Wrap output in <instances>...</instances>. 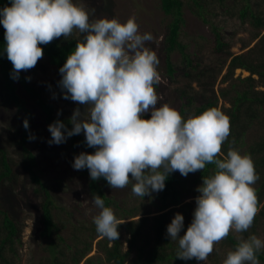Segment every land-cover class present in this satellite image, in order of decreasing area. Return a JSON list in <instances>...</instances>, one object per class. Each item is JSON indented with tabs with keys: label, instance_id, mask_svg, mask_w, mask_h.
Returning <instances> with one entry per match:
<instances>
[{
	"label": "clouds",
	"instance_id": "9594fccd",
	"mask_svg": "<svg viewBox=\"0 0 264 264\" xmlns=\"http://www.w3.org/2000/svg\"><path fill=\"white\" fill-rule=\"evenodd\" d=\"M0 23L13 79L43 58L41 45L61 36L68 39L74 32L83 34L59 69V85L64 99L87 108L74 110L70 129L61 120L48 126L50 144L59 145L83 132L87 146L96 149L77 155L75 170L87 168L92 180L103 177L112 189L131 184L132 193L144 198L162 191L173 172L186 177L208 164L215 166L214 174L204 176L197 188L200 195L185 234L180 235L181 213L167 227V236L178 240V258L205 262L230 232L244 233L253 225L264 207L254 188L259 175L249 155L232 147L223 154L230 118L215 107L185 119L167 103L158 106L161 97L155 85L161 81L160 61L147 46L154 37L140 32L135 17L125 22L107 17L90 20L75 0H11L10 6L0 9ZM149 111L151 117L144 118ZM24 127H29L27 119ZM92 202L99 209L93 217L97 233L118 240V226L124 222L100 195ZM237 239L223 264H259L256 253L264 249V241L255 234Z\"/></svg>",
	"mask_w": 264,
	"mask_h": 264
},
{
	"label": "trees",
	"instance_id": "16d2710c",
	"mask_svg": "<svg viewBox=\"0 0 264 264\" xmlns=\"http://www.w3.org/2000/svg\"><path fill=\"white\" fill-rule=\"evenodd\" d=\"M227 0H160L161 9L170 21L166 26L162 41V51L166 65V74L171 82L177 85L176 90L183 100L187 109L195 107L196 115L205 110L215 107L230 118V136L222 145V152L227 155L229 147L239 150L242 154L249 155L259 175V180L254 185L260 205H264V132H258L257 137H250L254 126L264 127V0H244V5L237 11L238 17L243 23L250 24L251 34L247 40L242 39V49L249 46L250 41L258 39L256 46L247 49V52L236 53V31L224 34L222 27L212 24V37L210 39L211 50L217 56L216 60L208 61L207 58L192 53L188 45L181 39V31L185 24L186 4L203 21L208 22L211 6L219 5L225 9ZM11 0H0V9L10 6ZM227 10H225L226 12ZM263 31V32H261ZM5 29L0 23V97L5 98L9 105H13L22 112L21 122L17 130L20 139L14 138L16 145L20 146V160L17 162L10 155L9 149L2 144L0 139V264H18V245L23 244V231L26 223L13 217L1 197V189L8 182L17 181L20 173L28 175L32 181L35 193L40 194L42 214L40 223L43 229L40 236L48 238L50 259L40 261L39 264H80L81 260L92 250V243L97 237H101L96 231V226L88 229L91 233L88 240H82L83 247L70 252L69 257L62 249H58L64 238L59 234V226L54 220L52 205L54 197L50 188L41 178L37 170V156L29 149V127H24L25 119L30 123L32 110L30 104H35L43 112V120L48 128L57 120L63 121L70 129L71 116L60 114L54 102L50 101L44 91L35 82L30 81L26 71L19 74L18 79L12 78V64L7 58L4 38ZM77 39L63 36L53 40L50 44L41 45L44 49L43 58L56 71L66 62L68 55L74 51ZM179 53L180 58L173 59ZM226 67V72L223 73ZM241 68L249 72L247 76L235 77L236 70ZM60 72V71H59ZM227 85L217 90L215 87L219 77ZM26 96H23L22 93ZM224 99L227 105L220 107V100ZM198 104V105H196ZM187 111L183 109V112ZM150 114L145 113L144 118L149 119ZM187 119V118H185ZM258 130V129H256ZM260 133V134H259ZM18 135V136H19ZM58 146L64 148L74 158L81 152L94 153L95 148L88 147L85 135L80 133L69 137L66 142ZM86 178V187L89 195L93 198L100 195L106 207L114 210L115 215L122 224L118 226L119 239L109 240L102 237L98 240V246L104 252L105 259L97 258L92 261L87 259L85 264H198L195 258L183 260L177 257L178 240L172 241L167 236V227L177 213L184 216V227L180 235H184L191 224L196 208V197L200 195L198 186L203 183L204 176L214 174L215 166L206 165L204 170L195 172V176L189 178L182 176L178 171L171 173L165 188L159 192H153L158 199V214L146 215L150 212H142L138 206L126 207L118 204L117 200L108 195L106 188L110 187L107 181L101 177L92 180L87 168L79 170ZM193 197L192 201H185ZM168 209V210H167ZM139 211L142 216L133 219ZM126 218L130 220L126 221ZM264 227V207L254 218L253 225L247 232L237 234L230 232L229 236L216 244L209 258L211 264H223L219 256L222 251L234 250L238 244V236L248 238L255 234L258 236L259 229ZM60 241L56 242L54 236ZM124 243L127 244L125 247ZM61 247V246H60ZM67 255V256H66ZM259 264H264V249L256 253Z\"/></svg>",
	"mask_w": 264,
	"mask_h": 264
},
{
	"label": "rangeland",
	"instance_id": "374dc122",
	"mask_svg": "<svg viewBox=\"0 0 264 264\" xmlns=\"http://www.w3.org/2000/svg\"><path fill=\"white\" fill-rule=\"evenodd\" d=\"M187 3V0H184ZM88 11L90 20L97 18H118L121 22H125L130 17H135L139 24L141 33H151L154 37L152 42L147 44L154 50L159 57L158 71L161 76L159 84L155 85L156 91L161 99L158 106L167 103L178 109L184 118L196 115L195 107L187 109L183 100L178 94L177 85L171 82L166 74V65L163 56L162 41L165 35L166 26L170 21L161 9L160 0H75ZM244 5V0H227L225 9L219 5H212L211 11L207 16L208 22L203 21L197 14L192 13L186 4L184 16L185 24L181 31V39L188 45V49L192 53L207 58L208 61L217 59V56L211 50L210 39L212 37V24L222 27L224 34L237 32L234 38L235 45L233 51L236 53L247 52L253 46H256L258 39L250 41L247 48L242 49V39L248 41L251 28L249 23H243L238 17V10ZM225 10H227L225 12ZM263 32V31H261ZM72 37L82 39L83 34L74 32ZM180 58L179 53L173 56V59ZM226 72V67L223 73ZM30 81L35 82L40 87H44L47 98L54 102L58 112L66 116H72L74 110L79 107L82 112L87 105H79L70 98L64 99L63 90L60 88L59 81L62 75L59 71L54 70L44 58L40 59L37 65L26 71ZM247 76L249 72L238 68L235 73L237 76ZM219 77L214 88L219 90L225 87L227 83ZM258 88H264L259 86ZM26 96L25 93H22ZM198 105V104H196ZM227 105L224 99L220 100V107ZM32 116L30 118L29 136L35 139H29V149L37 156V170L41 178L50 188V192L54 197L52 212L54 220L59 226V234L64 238L61 247L69 257L70 252L78 247L82 248V240H88L90 231L93 227V217L98 214L99 209L95 208L92 197L89 195L86 187V178L79 170L73 168V158L64 148L57 144H50L51 133L46 127L43 120V112L35 104H30ZM183 109L187 111L183 112ZM148 114L151 115L149 111ZM22 112L17 110L13 105H9L5 98L0 97V139L10 152V155L19 162L20 146L16 145L14 138L20 139V132L17 130L18 124L21 122ZM258 129V130H256ZM264 132V127H253L250 137H257L258 132ZM83 133V132H81ZM259 133V134H260ZM84 134V133H83ZM19 135V136H18ZM196 174H189L192 178ZM108 195L114 197L118 204L126 207L138 206L142 212H150L146 215H156L159 212L157 203L158 199L151 194V197L144 198L135 196L131 191V184L124 189L106 188ZM1 197L7 208L11 211L14 218L22 220L26 223L23 231V244L18 245V264H39V262L50 259L52 253L49 251L48 238L40 236V230L43 226L40 223L42 214L41 200L42 196L35 193L32 181L27 174L21 172L17 181L8 182L1 189ZM194 198L189 197L185 201H192ZM168 210V209H167ZM114 211V210H113ZM141 211L133 219L141 217ZM126 221L130 218H126ZM258 236L264 241V227L259 229ZM56 242L60 239L55 235ZM97 237L92 243V250L81 260L80 264H85L87 259L94 261L97 258L105 259L104 252L98 246ZM125 247L127 244L124 243ZM216 245L214 250H216ZM227 257V251H222L219 256L220 262ZM198 264H211L209 258L207 261H199Z\"/></svg>",
	"mask_w": 264,
	"mask_h": 264
}]
</instances>
